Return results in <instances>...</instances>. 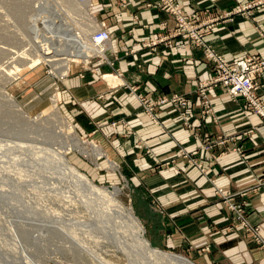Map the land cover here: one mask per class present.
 <instances>
[{"label":"crops","instance_id":"crops-1","mask_svg":"<svg viewBox=\"0 0 264 264\" xmlns=\"http://www.w3.org/2000/svg\"><path fill=\"white\" fill-rule=\"evenodd\" d=\"M148 1L93 0L95 18L104 20L111 32L107 58L112 64L93 58L88 65L92 71L71 68L58 92L61 104L77 128L109 146L110 156L127 179L131 209L151 246L182 254L195 264H264V250L236 225L233 213L213 193L214 186L228 193L264 238L260 119L246 110L243 99L230 97L221 85L206 88L212 112L200 115L195 91L199 82L211 78V66L183 36L144 45L174 27L168 15L147 6ZM177 1L184 10L201 11V19L208 21L205 41L226 59L264 54V35L258 29L264 30V11L235 12L249 0ZM106 74L118 82L108 83ZM256 78L264 102V73ZM131 84L148 98L172 93L189 97L185 118L192 128L182 125L169 104L156 109L159 123L151 122L128 92ZM113 120L115 125L110 124ZM194 132L206 133L213 144L199 153L207 165L206 176L177 153L179 147L191 150L199 145ZM219 136L227 141L216 143Z\"/></svg>","mask_w":264,"mask_h":264},{"label":"rangeland","instance_id":"rangeland-1","mask_svg":"<svg viewBox=\"0 0 264 264\" xmlns=\"http://www.w3.org/2000/svg\"><path fill=\"white\" fill-rule=\"evenodd\" d=\"M71 2L75 3L76 1L71 0ZM176 2L179 4V8L186 16H190L191 14L195 15L194 17L190 16L189 21L193 23V27L197 26L202 28V42L197 44L195 40L186 32L175 34L176 24L174 23V27L171 31H169L168 35L158 36L155 39H151L145 42L144 45L147 46L149 44L156 43L157 41L162 40L169 42L172 36H183L188 41L193 43L194 47H196L197 50L201 52L202 59L211 66L210 60L206 57V50L203 44L207 45V47H209V49L213 50L215 53L220 54L221 56L223 55L217 52L204 39L208 26L207 19H201L200 10H184L177 0ZM254 2L255 0H249L244 5H238V7L235 8V12L243 13L246 12L249 8H255L258 11H264V5L256 6L253 4ZM31 3L32 2H30V0H0V58L4 56V54H6H3V50L1 49L2 47L8 46L11 50H18L17 47L20 49V45H24L27 42L25 41V43H23L25 37H23V35L21 34L23 33V30H21L22 27L20 28V26H24V24H21L23 20L20 21L22 12L21 10H23L27 4L30 7ZM83 6L88 9V12L91 14L90 17H88L87 15L85 16L84 13L80 12L77 14L75 13L73 17L77 18L78 26H83L84 28H86L88 27V24L91 25H89L90 28L88 30L86 28L88 36L90 37V34L97 29V22L104 20H97L95 18L93 13V0L90 5ZM228 13L229 12L224 14L227 15ZM167 15L172 20L170 15ZM83 22H85V24H83ZM106 25L109 28L107 23ZM258 29L260 34L264 35V30L262 29V27H258ZM18 31L20 34L18 33ZM14 37L17 39H14ZM109 47L110 44L107 50L104 51V57L91 56L88 57L89 60H87V62L80 61L75 65H73L74 62H72L70 67L73 69H80L79 71H83L86 68L89 69V71H92V69L88 65L93 58L103 59L106 60V62H108L109 64H112V62L107 58ZM130 51L132 52L133 50L130 49ZM248 55H256L259 58H264V54H247L242 58H245ZM49 70L51 71V67L44 63L36 64V66L33 68H24L19 73V80L15 82H12L10 80L8 83H6V88L13 95L15 101L20 105L22 110L26 111L27 114L31 117L36 116L40 112L43 115L51 112L52 105L50 98L53 94L54 96L56 95V103L58 104L57 107L60 113H62V115L70 121L73 127L72 129L76 134H78L77 137L81 141H83L81 142L83 143L81 144V147H84V151L88 153H83L78 149L72 148L69 149V151L65 154L66 158L76 167L77 170L84 173L93 183L99 186H104L109 190H111L114 185L120 187V192L117 197L122 202V204L126 206V208L131 209L127 179L122 176L123 174L120 170L118 162H116V160L110 156V153L108 152L109 146H105L104 144L100 143L99 140L95 139L93 137V133H83L79 128H77L75 122H73L70 119V116L65 112L58 94V92H60L61 90L60 87L62 85V82L65 80L66 75L64 77H59L51 73ZM69 72L70 71H68V73ZM261 73H264V69L258 72L257 76H259ZM105 79L107 80V78ZM210 79L207 81L199 82L198 87L195 91L196 94L200 97L201 101L200 115H205L208 112H212L211 103L207 96L206 97L209 101L210 106L209 111H206V108L204 106V100L206 99L204 97V95H206L205 90L210 86ZM116 82L118 81L116 80ZM116 82H112L111 84H114ZM127 89L128 92L134 95V97L137 99V101L143 108L144 113L151 122L159 123L156 109L159 106L169 104L174 109L178 117H180L182 125L185 128H192L191 123H189V119L185 118L189 98L186 95L182 94L183 96L187 97L186 105H184L183 107H177L174 104H170V102L168 101L162 104L159 103V101L161 100L160 97L167 95H157L154 98H148L147 93L142 91V89L137 85H127ZM201 93H204V95H202ZM116 123L117 120H113L110 122L111 125H115ZM123 127L127 134H131L133 132L130 125H128L126 122L123 123ZM57 135V128H55L54 123L45 120H36L35 122H28L26 120H23L16 114L12 113V111L5 107L0 101L1 138L3 137L18 139L29 143L32 142L33 144H38L39 146H44V143L56 141L60 142L62 137H58ZM68 138L64 139H66V141H71V138ZM193 138L200 141L199 145L196 148L186 150L183 147H179L177 153L183 159H185V161L190 164L191 167L194 168L200 175L206 176L207 165L202 162V158L201 156H199V153L201 151L210 150L213 146L212 141L209 139L206 133L202 132H194ZM226 141L227 139L225 137L219 136L216 140V143L223 144ZM41 142L44 143L42 144ZM139 142L141 143V146L145 148V151L149 152L147 145L141 140ZM90 143L97 145L100 148L101 154L98 155L97 153H95V151L91 149L92 147ZM9 153L10 152H6L5 155ZM214 155L215 153L213 154V156ZM27 156L29 155L27 154L25 158H19V162L23 161L26 163L23 164L22 162L19 165H27V162L24 160ZM9 160L8 158L6 159V161ZM18 160L17 163L15 162V165L19 163ZM33 161L36 162V160ZM28 162H30V160ZM31 162L28 163L29 169H27L28 166L25 167L28 172L23 166V168L19 166L23 169L22 170L20 168V170L24 171V174L23 172L21 174H18L20 170H18L16 166L14 167L13 164L12 166L14 168H10L11 166H9V164H6L7 166H9L8 168H6L7 166L5 167L7 170L4 168V166V170L0 168V170H2L0 171V184H2L0 185V264H26V262H24L26 261L24 257H27L36 264H99V262L97 261L98 257H104L117 264L130 263L133 258L125 256L121 250L116 248L114 241H112V239L108 237V234L104 233V231L102 230L101 224H99V222L97 221L99 219L95 218V212L92 211L94 206L91 205L92 203L90 201H87V199H82V190H80V188L77 186H72L71 180L68 177L65 178V174H62L64 178H61V182L60 180H58L60 178H47L48 176H51L48 174V170L50 169H46L47 167H43L44 172H42L41 170L42 166H45L46 160L41 161L39 163L41 164L40 166L36 165L38 163L35 164ZM9 163L11 164L12 162ZM198 163L201 164V167L204 169L203 171H200L197 167ZM31 164H34L32 165V167L34 166V172H32L33 168H31ZM35 165L36 167L38 166V169H40L41 171L35 169ZM47 165L48 164H46V166ZM9 168L10 171H8ZM25 171L30 175H27V177L24 176L26 174ZM33 173L42 174V177L38 174V176L41 177L39 178ZM44 173L48 175L45 176ZM22 174L23 176H21ZM31 174H33V176ZM28 176H31V178L29 177V179ZM67 179H69L70 181H68ZM207 180L210 183L214 182L213 177H207ZM217 188L221 187L214 186L213 193L218 196L223 205H225L223 199L216 193ZM222 191L224 190L222 189ZM89 204L91 205V207L89 206ZM103 236L107 237V241H105ZM172 253L184 257V255L177 252L173 251Z\"/></svg>","mask_w":264,"mask_h":264},{"label":"bare ground","instance_id":"bare-ground-1","mask_svg":"<svg viewBox=\"0 0 264 264\" xmlns=\"http://www.w3.org/2000/svg\"><path fill=\"white\" fill-rule=\"evenodd\" d=\"M74 1L76 2L72 3L71 0H30V2H32L31 6L29 7L27 4L24 9L21 10L20 20H23L21 24H24V26H20V28H23H21V30H23L21 34L25 37L23 43H25V41L27 42L24 45H20V49L18 47V50L13 49L14 51L8 46L1 48L3 54H6L1 57L2 59L0 58V101L5 107L11 110L12 113L23 120L28 122L45 120L54 123L55 128H57V136L62 137V139L60 142H43L45 145L39 146L32 142L29 143L18 139L0 137V168L4 170L3 166L5 168L9 164V166H11L10 168L16 166V168L20 170L23 165L21 166L19 164L23 161L21 160L22 162H19V158H25L28 154L29 156L24 159L27 162V165L23 166L24 168L27 167L28 163L31 161V163H38L36 165L40 166L41 164L39 163L46 160L45 166L43 165L42 168H40L42 172H44L43 167L50 169L48 170L49 173H47L51 176L47 178H60L58 180L61 182V178L63 177L62 174H65V178L68 177L71 180L72 186H77L82 190V199H87V201L92 203L91 205L94 206H92L94 209H92V211L95 212H93L95 218L99 219L97 221L101 224L102 230L114 241L115 247L121 250L125 256L133 258L130 263L126 264H195L181 255L151 246L147 238L143 235L144 229L139 219L133 214L130 208H126L118 199L117 195L120 192V187L114 185L113 188L109 190L104 186H99L93 183L84 173L77 170L76 167L69 162L65 156L69 149H78L83 153L85 149L81 147V144H83L81 142L83 141L77 137L78 134L72 129L73 127L70 121L60 113L57 107L58 104L56 103V95L54 96L53 94L50 98L52 105L51 112L46 115L40 112L36 116L31 117L26 111L22 110L20 105L15 101L13 95L6 88V83L10 80L12 82L19 80V73L22 69L33 68L39 63L49 65L51 67V71H49L59 77L67 76L72 62H74L73 65L80 61L87 62L88 57L97 50L87 32L91 25L88 24V27L85 26L87 28L86 30L83 26H78L77 18L73 17L75 13L77 14L79 12L84 13V15L88 17H90L91 14L88 12V9L83 6V3H80L78 0ZM85 22H83V24H85ZM15 37L14 39H17ZM104 76L107 78L108 82H114L111 75L108 74ZM63 137H70L71 141H66ZM91 147L95 153L98 155L101 154L100 148L97 145L92 143ZM6 152L10 153L5 155ZM5 158H8V160L10 158V160L6 161ZM28 159L30 162H28ZM17 160L19 163L15 165ZM33 160H36V162ZM9 162L12 163L10 164ZM23 164L26 163L23 162ZM46 164L48 165L46 166ZM32 165L34 164H31V168L34 167H32ZM36 165L35 169H38ZM10 168L8 171H10ZM27 169H29V166ZM22 170H20L18 174L22 172L24 174ZM41 170L38 169V171ZM27 172L24 175L26 177L30 175L27 174ZM32 172H34V168ZM23 174L21 176H23ZM33 174L38 176L39 173ZM33 174L31 175L33 176ZM48 174H45V176ZM39 175L42 177V174ZM29 177L31 178V176H28V178ZM38 177L41 178L40 176ZM69 179L67 180L70 181ZM91 205L89 204L90 207ZM103 238L107 241L106 236H103ZM24 258L26 261H24V259L23 261L26 262V264H36L27 257ZM97 261L99 264H117L104 257H98Z\"/></svg>","mask_w":264,"mask_h":264},{"label":"built area","instance_id":"built-area-1","mask_svg":"<svg viewBox=\"0 0 264 264\" xmlns=\"http://www.w3.org/2000/svg\"><path fill=\"white\" fill-rule=\"evenodd\" d=\"M78 1L84 5H90L92 2V0ZM253 4L256 6L264 5V0H255ZM146 5L169 14L176 24L175 34L186 32L197 44L202 42V28L197 26L193 27V23L189 21V17H194L195 15L191 14L190 16H186L179 8L180 6L176 0H149ZM97 24V29L89 37L97 50L89 57H104V51L107 50L111 40V32L105 21L97 22ZM160 25L162 28L165 27L164 23ZM203 45L206 50V57L210 60L213 71V75L209 81L210 85H221L230 97H240L243 99L246 110H249L260 118V127L263 129L261 136L264 140V102L258 92L261 85L256 78L257 73L264 69V58H259L256 55H248L245 58L229 60L209 49L207 45ZM204 97L206 98L204 100V106L206 111H209V101L206 95ZM160 98L159 103L162 104L168 101L177 107H183L187 103V97L182 94H171ZM197 167L200 171L204 170L200 163L197 164ZM216 190V193L223 199L226 209L233 213L237 226L243 229L244 233L249 235L251 240L264 250V238L260 236L257 227L251 225L245 218L242 206L232 201L230 195L222 191L221 188H217Z\"/></svg>","mask_w":264,"mask_h":264},{"label":"water","instance_id":"water-1","mask_svg":"<svg viewBox=\"0 0 264 264\" xmlns=\"http://www.w3.org/2000/svg\"><path fill=\"white\" fill-rule=\"evenodd\" d=\"M149 244V243H148Z\"/></svg>","mask_w":264,"mask_h":264}]
</instances>
